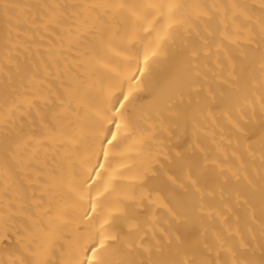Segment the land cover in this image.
<instances>
[{
	"label": "bare ground",
	"instance_id": "bare-ground-1",
	"mask_svg": "<svg viewBox=\"0 0 264 264\" xmlns=\"http://www.w3.org/2000/svg\"><path fill=\"white\" fill-rule=\"evenodd\" d=\"M134 2L0 0V264H264V0Z\"/></svg>",
	"mask_w": 264,
	"mask_h": 264
},
{
	"label": "snow or ice",
	"instance_id": "snow-or-ice-1",
	"mask_svg": "<svg viewBox=\"0 0 264 264\" xmlns=\"http://www.w3.org/2000/svg\"><path fill=\"white\" fill-rule=\"evenodd\" d=\"M127 14L129 24L133 27L138 26L141 30L147 31L152 23H167L169 27L177 23L176 12L181 7L176 0H135L134 3H123L118 5ZM147 63V58L145 59ZM129 96L121 94L116 97L112 103L110 128L115 131H108L105 138L101 141V156L108 159L109 151L103 145H114L117 141V133L125 127L124 125V109L125 103L128 101ZM97 167H101L97 165ZM90 208L94 211L95 206L90 204ZM115 211H119L116 209ZM108 223V221H106ZM114 239L113 237L106 236L105 239H97V241L86 250V255L80 264H106L103 259L101 250H107L113 247L107 244V240Z\"/></svg>",
	"mask_w": 264,
	"mask_h": 264
}]
</instances>
